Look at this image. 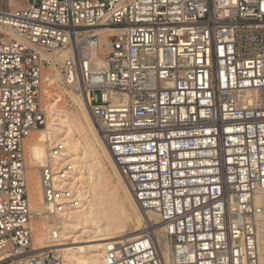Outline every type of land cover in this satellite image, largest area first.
Instances as JSON below:
<instances>
[{
    "label": "built area",
    "instance_id": "obj_1",
    "mask_svg": "<svg viewBox=\"0 0 264 264\" xmlns=\"http://www.w3.org/2000/svg\"><path fill=\"white\" fill-rule=\"evenodd\" d=\"M62 51L61 64L47 58ZM52 71L157 217L171 264H260L264 0H0V264H61L56 236L35 250L34 223L81 204L67 187L73 168L55 162L63 144L47 136L48 212L29 208L25 149L46 126ZM144 231L110 242L105 264H164Z\"/></svg>",
    "mask_w": 264,
    "mask_h": 264
},
{
    "label": "bare ground",
    "instance_id": "obj_2",
    "mask_svg": "<svg viewBox=\"0 0 264 264\" xmlns=\"http://www.w3.org/2000/svg\"><path fill=\"white\" fill-rule=\"evenodd\" d=\"M10 6L19 8V0H10ZM105 32L113 34L117 30ZM101 43H107L104 37ZM66 57V51H62L47 58L61 64ZM45 78L49 85L59 80L57 71L47 73ZM66 92L73 110L65 103L60 104L62 99L58 97L47 101L46 126L33 133L27 142V196L31 211L48 212L42 199L39 169L49 163V144L45 140L49 136L51 142L63 144L64 149L55 162L73 168L67 187L81 196V204L65 210L59 217L45 214L37 220L33 227L35 250L52 247L51 238L56 236L61 264H105L103 255L110 242L136 241L145 228H150L163 263L171 264L170 243L163 236L157 217L144 213L132 199L86 104ZM254 203L262 209L258 241L260 264H264V192L255 195Z\"/></svg>",
    "mask_w": 264,
    "mask_h": 264
},
{
    "label": "rangeland",
    "instance_id": "obj_3",
    "mask_svg": "<svg viewBox=\"0 0 264 264\" xmlns=\"http://www.w3.org/2000/svg\"><path fill=\"white\" fill-rule=\"evenodd\" d=\"M26 0H19L20 3V7L22 5H24ZM52 73H54L52 71ZM54 75V74H53ZM49 93L51 92V96L50 94H47V101H52L50 98H56L58 97L59 99H62V101L60 102V104H64L69 110H73V107H71V103L69 101V98L67 96V92L58 84V80H55L53 83L50 84V86L48 87ZM62 95V97H61ZM46 103V102H45ZM35 226V223H34Z\"/></svg>",
    "mask_w": 264,
    "mask_h": 264
},
{
    "label": "snow or ice",
    "instance_id": "obj_4",
    "mask_svg": "<svg viewBox=\"0 0 264 264\" xmlns=\"http://www.w3.org/2000/svg\"><path fill=\"white\" fill-rule=\"evenodd\" d=\"M229 131H231V129H229Z\"/></svg>",
    "mask_w": 264,
    "mask_h": 264
}]
</instances>
